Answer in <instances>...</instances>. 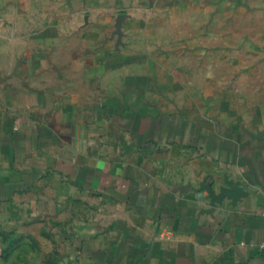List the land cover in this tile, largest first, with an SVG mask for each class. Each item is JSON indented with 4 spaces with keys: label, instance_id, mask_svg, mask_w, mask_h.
Returning <instances> with one entry per match:
<instances>
[{
    "label": "crops",
    "instance_id": "crops-1",
    "mask_svg": "<svg viewBox=\"0 0 264 264\" xmlns=\"http://www.w3.org/2000/svg\"><path fill=\"white\" fill-rule=\"evenodd\" d=\"M188 1L0 0V224L44 264H264V89L181 48Z\"/></svg>",
    "mask_w": 264,
    "mask_h": 264
},
{
    "label": "rangeland",
    "instance_id": "rangeland-1",
    "mask_svg": "<svg viewBox=\"0 0 264 264\" xmlns=\"http://www.w3.org/2000/svg\"><path fill=\"white\" fill-rule=\"evenodd\" d=\"M188 5L186 16L174 17L172 35L183 42L181 48L203 55L208 66L220 56L222 79L238 88L264 89V0H189ZM53 251L50 240L0 224V264H44L56 258Z\"/></svg>",
    "mask_w": 264,
    "mask_h": 264
},
{
    "label": "built area",
    "instance_id": "built-area-1",
    "mask_svg": "<svg viewBox=\"0 0 264 264\" xmlns=\"http://www.w3.org/2000/svg\"><path fill=\"white\" fill-rule=\"evenodd\" d=\"M262 217H263V220H264V206H263V210H262Z\"/></svg>",
    "mask_w": 264,
    "mask_h": 264
}]
</instances>
